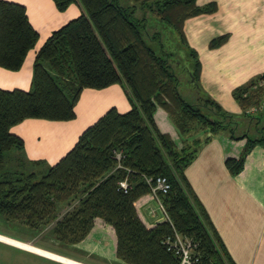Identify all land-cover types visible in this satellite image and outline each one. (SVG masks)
<instances>
[{
    "label": "trees",
    "instance_id": "16d2710c",
    "mask_svg": "<svg viewBox=\"0 0 264 264\" xmlns=\"http://www.w3.org/2000/svg\"><path fill=\"white\" fill-rule=\"evenodd\" d=\"M54 1L61 11L77 3L82 13L53 32L39 50L29 91L0 89V223L36 232L54 223L50 235L76 245L101 218L115 229L117 257L126 264H180L167 244L176 234L192 240L198 264H236L185 175L203 144L219 133L243 142L239 155L225 159L233 176L244 170L255 148H264V76L233 92L241 115L226 111L201 85L202 65L187 42L184 24L191 17L215 13L216 3ZM228 39L214 38L210 48ZM38 40L26 7L0 0V67L20 70ZM183 73L197 90L195 102L180 93ZM114 84L124 88L130 111H107L53 166L25 158L24 141L12 127L27 119L71 121L84 89ZM254 107L258 112L249 113ZM159 109L168 114L181 146L160 128ZM199 132L207 134L204 140H188ZM158 177L171 185L160 194L169 220L149 228L136 202L151 193L147 178ZM124 179L127 191L120 187ZM75 201L60 217L64 206Z\"/></svg>",
    "mask_w": 264,
    "mask_h": 264
},
{
    "label": "crops",
    "instance_id": "0c3cea01",
    "mask_svg": "<svg viewBox=\"0 0 264 264\" xmlns=\"http://www.w3.org/2000/svg\"><path fill=\"white\" fill-rule=\"evenodd\" d=\"M6 1L26 7L29 20L39 33V40L27 54L20 70L0 67V89L29 91L37 53L53 32L78 18L82 10L77 3H72L61 11L54 0ZM211 3H216L217 11L187 19L184 33L189 46L199 56L201 85L205 93L226 111L241 115L243 109L233 92L264 76V0L197 1L201 7ZM222 35H229L228 41L211 49L210 42ZM112 108L121 113L131 110L120 84L100 90L84 89L75 107L76 118L71 121L27 119L12 127L11 132L23 139V153L27 160L53 166L74 148L88 127ZM156 119L162 131L181 146V138L168 114L159 109ZM206 136V133L199 132L188 140H204ZM242 149L243 142L231 140L228 133L214 135L203 144L185 169V175L235 263L264 264V148H255L248 156L244 170L233 176L225 165V159L229 155H239ZM153 202L150 195L136 202L139 216L149 228L165 221L162 215H150L148 208L154 206ZM77 245L96 261L126 264L117 257L115 229L101 218L95 220L91 233Z\"/></svg>",
    "mask_w": 264,
    "mask_h": 264
},
{
    "label": "rangeland",
    "instance_id": "374dc122",
    "mask_svg": "<svg viewBox=\"0 0 264 264\" xmlns=\"http://www.w3.org/2000/svg\"><path fill=\"white\" fill-rule=\"evenodd\" d=\"M161 27V26H160ZM172 35L170 38L172 39ZM175 43L177 40L172 39ZM183 61L181 60V65ZM181 85H180V93L181 95L189 102H195L198 98L197 90L193 89L192 84L189 82L190 78L185 73L180 74ZM261 85L264 88V80ZM224 133V132H222ZM250 133H255L254 129H250ZM77 201L73 202L70 206L65 205L63 211L61 212L62 217L66 212L73 209L74 205H76ZM153 205L157 207V203L153 202ZM54 226V223L49 225L42 231H34L28 227L20 226L18 224H2L0 223V235L15 239L20 242H24L35 246L40 249H46L55 252L54 254L62 256H67L73 259L81 260L84 262H90L93 264H104L102 262L96 261L93 256H89L85 250L81 248L80 245H66L64 243H60L56 239H54L50 235L51 228ZM81 243V242H80ZM51 252V253H53ZM42 256V255H41ZM39 254L36 255L33 252L22 250L13 245L10 246L5 242L0 241V264H65L49 257H41ZM66 257V258H67ZM71 259V260H73ZM54 260V261H52ZM56 261V262H55ZM76 261V260H74ZM78 262V261H77ZM82 263V262H80ZM84 264V263H83Z\"/></svg>",
    "mask_w": 264,
    "mask_h": 264
},
{
    "label": "built area",
    "instance_id": "2783aa9c",
    "mask_svg": "<svg viewBox=\"0 0 264 264\" xmlns=\"http://www.w3.org/2000/svg\"><path fill=\"white\" fill-rule=\"evenodd\" d=\"M249 113H257L258 108L254 107L248 110ZM117 158L121 159V153H117ZM147 182L150 184L151 193L150 198L151 201L157 203V207L151 206L148 208L149 213L153 217H158L162 215L165 221L169 220L168 213L166 208L160 198V194H166L171 185L166 177H158L156 179L147 178ZM120 187L125 191L129 188L128 179H124L120 182ZM145 203V205H148ZM169 249L173 250L175 254L180 258V264H198V259L194 256V248L195 245L193 244L192 240L189 238H185L179 234H176L174 239H169L167 241Z\"/></svg>",
    "mask_w": 264,
    "mask_h": 264
},
{
    "label": "bare ground",
    "instance_id": "6f19581e",
    "mask_svg": "<svg viewBox=\"0 0 264 264\" xmlns=\"http://www.w3.org/2000/svg\"><path fill=\"white\" fill-rule=\"evenodd\" d=\"M0 241L1 242H5V243L10 244V245H13L15 247H19V248H21L23 250H27V251L42 255L44 257H49V258L54 259L56 261H59L61 263H65V264H83V263L71 260L70 258H66V257H63V256L56 255L54 253L45 251V250L40 249L38 247L32 246V245L24 243V242L17 241L15 239H12V238H9V237L3 236V235H0Z\"/></svg>",
    "mask_w": 264,
    "mask_h": 264
}]
</instances>
